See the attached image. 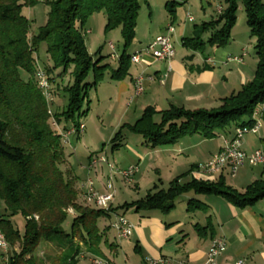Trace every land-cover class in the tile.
Instances as JSON below:
<instances>
[{"label": "trees", "instance_id": "obj_1", "mask_svg": "<svg viewBox=\"0 0 264 264\" xmlns=\"http://www.w3.org/2000/svg\"><path fill=\"white\" fill-rule=\"evenodd\" d=\"M34 1L0 0V196L5 204V214L0 216V231L9 248H13L8 264H79L84 249L100 252L102 230L98 220L115 208L110 205L104 210L79 200L76 178L71 168H65L74 150L70 147L68 150L51 128L48 104L36 82L37 70L41 68L37 48L45 42L51 59V66L42 68L54 95L53 104H58L55 98L60 92L67 95V102L53 113L57 124L63 129L77 127L82 122L81 116L88 111L83 110L82 105L91 84L84 80L94 67V71L97 70L92 84H97L106 68V65L97 66L88 52L84 39L86 19L103 11L105 29H120L123 51L118 57L117 69L111 72L113 79H120L128 75L131 55L126 49L135 37L141 1L43 0L49 6L47 23L29 36L30 24L22 8ZM241 2L249 33L255 39L257 64L253 78L222 98L221 104L214 109L190 111L170 107L156 111L147 108L129 127L142 135L143 144L149 147L168 144L192 133L213 137L231 126L251 127L254 124L253 111L264 103V0ZM222 8L215 21L203 23L193 36L184 37L183 45L197 51H203L207 45L225 46L237 19L236 1L224 0ZM211 29L204 39L202 34ZM58 68L60 73L56 72ZM18 69L28 73L27 80L21 78ZM68 69L71 80L65 83L64 74ZM155 114L159 115L158 122L153 119ZM126 126L122 125L114 134L111 140L114 148L120 145ZM190 188L196 193L221 195L239 207L264 197V181H255L241 192L222 180L194 179L183 185L174 179L167 189L149 191L144 197L121 207L167 213L174 206L173 200ZM13 216L23 218V234L12 222ZM68 218L71 222L66 229L64 224ZM41 244L52 245L42 256L38 254ZM143 264H147L146 259Z\"/></svg>", "mask_w": 264, "mask_h": 264}, {"label": "crops", "instance_id": "obj_2", "mask_svg": "<svg viewBox=\"0 0 264 264\" xmlns=\"http://www.w3.org/2000/svg\"><path fill=\"white\" fill-rule=\"evenodd\" d=\"M143 2L147 3L146 0H142ZM173 2L176 3L177 0H173ZM146 5L149 11L141 19L147 21V26H144V30L141 31L142 37L138 40L136 29H138L142 13L138 14L135 37L131 42L132 44L137 38V47L134 53L146 46L156 36L165 33L168 25L174 27L172 42L175 40L180 47L175 49L176 43L173 42L175 53L169 60H158L148 53H143L138 63L130 62L128 75L120 79H113L111 72L117 69L118 57L122 52L117 54V58L111 57L117 61L116 67H112L109 63L100 65H106V68L103 69V75L98 81L97 87L100 90L101 88L108 89L110 92L105 100L112 105V108L109 106L108 110L112 109L111 113L118 110L119 115L128 120L123 123V125H127L123 129L140 137L142 151L133 147L128 149L129 153L136 158L135 163L128 159L120 164L116 162V166L124 169L135 165L138 168L145 162L147 166L149 165L150 168L159 172V190L164 189L162 187L164 182H168L169 187L174 179H178V182L183 185L194 179L215 182L222 180L225 184L241 192L255 181H264V163L254 165L246 161L234 175L230 173L229 168L213 175H206L199 171L198 166L223 146L224 139L232 136L234 129L232 126L218 132L213 137H204L197 133L185 134L175 142L154 147L143 144L142 135L129 129L143 116L147 108L159 111L176 107L193 111L218 107L222 98L236 92L253 78L257 64L255 51L253 55L249 53L250 46L252 45L254 48L255 39L250 35L247 25L244 28H238L235 21L230 31V41L225 46L207 45L203 51H197L184 46L183 38L197 33V29L203 23L215 21L218 17L216 9L209 15L211 19L203 21L200 26L195 24L192 31L188 33L185 21L193 22V19L189 21L185 17L183 23L178 16L177 9L173 8L166 16L163 15L155 20L150 10V4ZM165 6L168 9V4ZM181 23L182 25H180ZM85 28L87 34H90L91 27L85 25ZM178 29L182 31L181 35H177ZM211 31L212 29L204 32L202 37L206 39ZM88 52L90 53L89 49ZM231 55L241 56L242 61H228L227 58ZM140 74L145 77L144 91L135 97L134 81L135 77ZM102 104L101 102L100 105ZM257 109V119L261 124L256 132H249L245 135L243 149L247 153L254 150L264 152V103L259 104ZM153 119L158 122L159 115L155 114ZM124 135L125 133H122L119 142L122 141ZM148 153L154 155L152 161L147 159ZM68 167L71 168L69 165ZM71 169L78 188L89 176L93 178L99 191H105L104 183L107 174L105 165L99 164L90 171L83 166L80 168L83 171V178L79 176L81 170ZM141 173L138 168L133 182L130 183L135 189H139V180H142ZM119 181L128 184L120 176L116 178V183ZM154 186L156 189L150 191L158 190L156 183ZM180 196L184 197L185 205L183 210L178 211L175 201ZM173 203L174 206L167 213L157 209L140 211V209L136 210L134 206L125 208L129 212L134 211V214L130 218H126L133 225V230L132 234L124 239H117L116 234L109 226L115 215L122 213L115 210L110 212L105 216L108 218V222L103 227L98 222L99 228L102 230L100 252L95 253L84 249L79 256V264H94L93 259L95 258L102 259L105 264H125L127 263L126 250L132 252L130 264H143V260L147 258L156 260L168 258L172 261L168 264H177L182 261L189 264H202L206 260L213 238L216 237L224 239L226 243L225 250L217 258L218 264H234L239 259H244L246 264H264V197L251 205L239 207L221 195L196 193L190 188L177 196ZM113 204L114 202L111 204L112 208H114ZM11 220L17 224L23 218L13 216ZM0 250L2 249L0 248ZM12 252L13 248H9L7 253L3 252L4 264H8V258L12 256ZM122 256L124 257L123 263ZM134 256L138 259H135Z\"/></svg>", "mask_w": 264, "mask_h": 264}, {"label": "rangeland", "instance_id": "obj_3", "mask_svg": "<svg viewBox=\"0 0 264 264\" xmlns=\"http://www.w3.org/2000/svg\"><path fill=\"white\" fill-rule=\"evenodd\" d=\"M141 1V10L139 15L141 14L140 21L138 22V29H136V37L138 40L142 37L141 34L144 30V26L146 27L147 21H143L141 18L143 15H147L149 9L147 7V3L150 4V10L153 13L154 18L158 19L161 16H166L170 13V10L175 8L177 9L178 16L182 19L181 21L184 23V18H187V14L193 17V22L185 21V24L188 28V33L192 31L194 28V25L197 24L200 26L203 21H208L211 19V16H209L212 12H217V7L219 4L223 5L224 0H177L176 3L173 2V0H146L147 3H142ZM237 4L236 8V24L238 28H244L246 26V14L244 11V8L242 6L241 0H235ZM166 4H168V9H166ZM168 10V11H167ZM49 11V6L44 3L43 0H35L33 4H26L22 8V13L25 15L28 19V22L30 24V33L29 36H32V34H36L38 30L45 26L47 23V15ZM106 24V15L103 11L95 12L91 14L85 21V25L88 27H91V33L84 35V39L86 42V45L90 51V54L93 58V61H96L97 66H100L104 63H109L112 65V67H116L117 61L113 60L110 56L111 50L108 47L107 43L112 42L115 46V52L117 54H120L123 50V41L122 36L119 28H113V29H105ZM182 25V23L180 24ZM181 29H178V34L181 35L180 31ZM136 38V39H137ZM136 39L134 42L126 49V53L132 54L134 53L135 48L137 47ZM175 44V49H178L180 45H178L175 40L173 41ZM250 46V45H249ZM144 47V46H143ZM253 50V51H252ZM36 56L38 57V66L39 67H45L46 65L51 66V59L48 56L46 52V45L45 42L40 43V45L37 48ZM249 53L251 55L254 54V48L252 45L249 48ZM250 55V56H251ZM97 68H95V71ZM94 67L91 68L88 72L87 77L85 78L84 82L89 83L88 89H87V95L84 98V102L82 105V109H88L86 114L81 116V121L85 125L84 132L77 136L71 137V143L72 147L74 148V152L68 159H69V166L73 168V170H81L83 166L86 167L88 164L89 157H95L99 155H103L107 161L111 164H113L117 169H123L116 166V162L120 164V162H125L126 160H130L131 162L135 163L136 158L131 155L128 151V149L137 148L138 150H141L140 147V137L136 134H132L129 131L123 129L122 133H125L123 136L124 138L120 142L121 144L114 149V143L111 141L114 134L121 128L123 123L125 121H128L127 119H124L123 116L119 115V111L115 110L114 113L111 110H108V107L112 105L110 102L105 101L107 100V95L110 94L108 92V89H98L97 84H92L94 80ZM18 72L23 80H27L29 75L28 73L23 69H18ZM57 73L61 72V69H56ZM70 69L67 70L66 74H64L65 79L64 82L66 83L68 79L71 80L69 77ZM37 75V73H36ZM38 79V78H37ZM39 84V82H38ZM57 105L55 103L49 102V105L52 110V115H50V126L51 128L57 132L58 134L62 135V128L59 125L60 128H55L53 124L51 123V118L55 119L53 116V113L56 108L60 107L61 104L64 105L67 102V95H63L62 92H60V95L55 98ZM101 102L103 103L102 105ZM107 102V103H106ZM124 108V107H123ZM61 129V133L58 132V130ZM61 142L63 145L68 146V142L63 143V138H61ZM142 151V150H141ZM154 155L152 153L147 154V159L152 161V157ZM87 161V162H86ZM98 163L96 166H98ZM143 162V165H140V173L142 174V180H139V189H135L132 184H125L122 181H119L116 183V178L119 177L118 175L115 176V185H116V195L114 199V210L118 213H122L125 218H130L132 214H134V211H128L125 210L123 207H121L124 202H132L136 199H140L146 195V193L152 189H156L154 186V183H156L157 189L159 188V172H156L153 168H150L149 165ZM105 165V164H103ZM106 167V165H105ZM65 168H68V165H65ZM79 176L83 178V171L81 170L79 173ZM88 177V176H87ZM86 177V178H87ZM86 178L83 180V182L86 180ZM122 178V177H121ZM77 184V183H76ZM162 186L164 189L168 188V182H164ZM81 186L78 188L79 192V200L82 204H84L83 200L81 199ZM86 205V204H85ZM175 205L177 207L178 211L183 210V207L185 205L184 197L180 196L176 199ZM90 206H94L93 204H90ZM95 207V206H94ZM182 208V209H181ZM128 209V208H127ZM143 211L144 209H140V211ZM146 211V210H144ZM5 214V204L3 199L0 196V216H3ZM70 216H73L74 214L69 213ZM71 222V218H68V220L65 222L64 227L68 229L69 224ZM98 222L101 227H103L107 222V217H100ZM112 223V221H111ZM110 223V224H111ZM20 231L21 234L24 233V220L20 222H15L14 224ZM110 226V225H109ZM111 228V227H110ZM112 229V228H111ZM114 231V229H112ZM116 234V232L114 231ZM118 239V238H117ZM52 248V245L50 244H41L38 248V254L42 256V254L48 249ZM3 250H0V264H4L3 262ZM134 255V254H133ZM136 255V254H135ZM138 255V254H137ZM132 257V252H129L126 250V260L127 263L130 264V258ZM135 257V256H134ZM133 257V258H134ZM137 257H135L136 259ZM100 259V258H99ZM138 259V258H137ZM124 261V257L122 256V263ZM82 263V261H81Z\"/></svg>", "mask_w": 264, "mask_h": 264}, {"label": "built area", "instance_id": "obj_4", "mask_svg": "<svg viewBox=\"0 0 264 264\" xmlns=\"http://www.w3.org/2000/svg\"><path fill=\"white\" fill-rule=\"evenodd\" d=\"M222 5H218L217 14L222 12ZM188 20H192L193 17L187 15ZM174 33V27L168 25L165 33L156 36L151 42H149L142 49L138 50V55L135 57H130V62L138 63L140 57L143 53H148L152 57L158 60H169L174 56V46L172 42V35ZM108 47L111 50V57L117 58L118 55L115 52V46L112 42L107 43ZM231 57V62H240L242 61L241 56H228ZM144 80L145 77L143 74H140L135 77L134 81V96H139L144 91ZM45 84V93L47 98H50V102H54V95L51 90L50 82L46 72L41 70L40 81ZM258 109L255 108L253 111V118L255 119L254 124L251 127H235L233 134L230 138L224 139L223 146L204 163L198 166L200 172L206 175H213L216 172H220L225 168H229L232 175L245 164L246 161H249L251 164L264 163V152L261 150H254L251 153H247L243 149V141L245 135L249 132H256L261 124L260 120L257 119ZM85 125L83 122H80L77 127H69L67 129L62 128V135H59L60 138H67L69 147L74 150L71 143V137L80 135L84 132ZM98 163L105 164L107 167V174L104 183V192L99 191L94 183L93 178L87 177L81 186L86 188V198L91 199V201H98L99 207H102L104 210H108L111 203L115 199L116 195V185H115V176L125 177V182L130 184L134 180V176L137 172V166L132 165L124 169H117L113 164L109 163L103 155L90 157L86 169L88 171L93 170ZM112 226H116L117 235L120 239L128 238L132 234L133 225L123 216L116 214ZM1 233V231H0ZM226 243L224 239L220 237L213 238L212 243L208 249L206 260L202 264H218V256L225 250ZM0 248L4 252H8L9 245L8 243H2L0 240ZM147 264H158V262L172 263L168 258L161 259H146ZM177 264H189L185 261L177 262ZM234 264H246L244 259H239Z\"/></svg>", "mask_w": 264, "mask_h": 264}, {"label": "bare ground", "instance_id": "obj_5", "mask_svg": "<svg viewBox=\"0 0 264 264\" xmlns=\"http://www.w3.org/2000/svg\"><path fill=\"white\" fill-rule=\"evenodd\" d=\"M217 11H218V7H217ZM174 53H175V50H174ZM137 55H138V51L133 53V54H131V57H135ZM227 60L231 61V57H228ZM41 70H42L41 68H39L37 70V78H38L37 80L38 81H40ZM38 86L42 90V93H43V95H44V97L46 99V102L49 104L50 98H47V94L45 93V84L43 82H39ZM48 113L50 115H52V110H51L50 105H49ZM51 123L53 124V126L56 129L60 128V127H58L59 125L57 124L55 119L51 118ZM60 131H61V129L58 130L59 133H61ZM59 135H61V134H59ZM65 142H68L67 138H63V143H65ZM122 179L125 181V177H122ZM81 187H82L81 190H80L81 199L83 200L84 204H87V205L93 204L97 208H102V207H99L98 201H91V199L86 198V188L84 186H81ZM110 226H111L112 229H114V231L116 232V235H117L116 226H112V223L110 224ZM117 238L120 239V237H117ZM0 240L2 241V243H7V241L5 240V237H4L2 232L0 233ZM93 263L94 264H105V262L102 259H99V258L93 259ZM163 263H165V262H161L160 264H163ZM158 264H159V262H158Z\"/></svg>", "mask_w": 264, "mask_h": 264}]
</instances>
